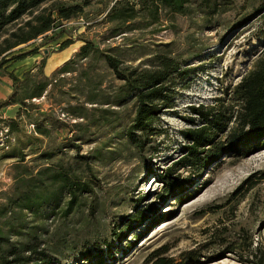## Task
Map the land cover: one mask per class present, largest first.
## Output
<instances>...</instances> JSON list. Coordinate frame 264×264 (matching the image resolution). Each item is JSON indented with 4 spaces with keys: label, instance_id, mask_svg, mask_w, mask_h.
I'll use <instances>...</instances> for the list:
<instances>
[{
    "label": "rangeland",
    "instance_id": "374dc122",
    "mask_svg": "<svg viewBox=\"0 0 264 264\" xmlns=\"http://www.w3.org/2000/svg\"><path fill=\"white\" fill-rule=\"evenodd\" d=\"M113 2L88 0L84 12L63 20L73 41L64 49L60 44L68 34L34 55L7 64L22 80L30 77V88L40 81L49 83L43 95L29 100L27 110L12 102L0 108V145L9 131L7 119L16 117L19 128L13 131L10 145L23 149V163L33 174L55 160L56 154H44V150L55 149L64 164L75 167L90 183L92 191L84 193L80 206L66 216L62 212L65 198L55 210L49 206L36 212L21 210L16 197L31 188L32 182H18L22 168L14 167L17 158L2 156L5 149H0V229L9 232V227L24 220L23 234L11 231L13 238L37 234L41 248L55 264H97L98 257L106 259L103 264H143L162 246L170 247L169 254L176 258L190 249L201 252L200 259L190 264H242L239 250L228 252L226 243L239 241V229L244 227L264 247V182L253 188L243 183L264 169V147L240 160L228 150L199 172L174 166L180 178L190 177L191 181L175 194L164 191L158 175L185 154L183 131L201 123L193 105H214L220 97L222 110L232 113L236 105L232 88L264 51V10L253 11L252 3L239 0L222 18H214L213 24L207 25L200 12L168 15L162 19L165 28L160 32L153 33L149 26L111 37L112 23L105 16ZM245 14L249 17L244 23L227 27L228 19ZM226 15L230 16L223 22ZM81 34L119 58L121 67L145 66L155 54L168 50L183 65L198 67L187 82L176 85L175 102L157 117L152 126L157 134L150 136L144 150L136 148L126 135L135 114L134 99L115 104L123 81L103 56H77L83 45L78 39ZM26 46L20 44L16 49ZM67 61L71 71L56 72ZM10 91L11 80L0 76V100ZM45 112L57 121L45 122L50 129L41 135L34 122H40ZM234 124L232 117L225 132ZM225 132L219 133L218 140L227 139ZM136 205L147 216L131 222ZM117 227L124 236L116 241Z\"/></svg>",
    "mask_w": 264,
    "mask_h": 264
},
{
    "label": "trees",
    "instance_id": "16d2710c",
    "mask_svg": "<svg viewBox=\"0 0 264 264\" xmlns=\"http://www.w3.org/2000/svg\"><path fill=\"white\" fill-rule=\"evenodd\" d=\"M113 1L105 16V21L112 23L111 37L149 26H153V33L160 32L165 28L162 19L168 15L200 12L207 25L213 24L214 18H222V14H226L235 8L237 3L239 4V0ZM246 1L255 6L253 11L264 10V0ZM87 2L88 0H0V76H6L11 80V91L7 97L0 100V108L5 103L12 102L24 106L27 110L30 99L43 95L48 81H40L36 83L35 88H30V77L22 80L14 71L7 68V64L38 53L41 47L60 39L64 34H68L69 38L61 42V49L71 44L73 42L71 31L64 25L63 20H70L84 12ZM46 3L50 4L43 6ZM229 16L226 15L223 22ZM248 17L249 15L245 14L233 20L228 19L227 27L233 29L244 23ZM78 39L83 41L77 52L78 57L87 58L91 54L103 56L117 78L123 81L118 89L115 104H120L126 98L134 99L135 114L127 127L126 135L136 148L144 150L150 142V136L157 134L152 127L157 117L163 109L171 108L175 102L176 85L187 82L190 73H197L198 67L183 65L177 55L171 54V50L155 54L145 66L121 67L120 59L101 49L93 39L83 34ZM20 44L27 46L16 49ZM30 44L33 45L28 47ZM44 64L45 57L40 65L41 70ZM71 69L70 61H67L56 72H67ZM232 97L236 101V108H233L232 113L222 110L223 98L220 97L215 99L214 105L198 104L191 107L193 113L199 116L201 123H195L194 128L190 127L183 131L187 141L183 146L185 154L173 166L159 173L164 191H168L170 195L175 194L191 183L190 177L180 178L176 174V167L181 166L199 172L228 150L233 151L234 157L240 160L264 147V51L232 88ZM232 117L235 118L234 127L225 132ZM7 120L9 131L6 133V141L0 145V149H5L2 156L17 158L14 167L22 168L21 173L19 171L20 175L17 174L16 177L19 178L18 182L23 180L32 182L31 188H27L16 197L17 206L30 212H36L46 206L55 210L60 208V201L65 198V206L62 207L65 216L79 207L82 195L92 191L90 183L75 167L64 164L63 158L55 149L44 150V154H56L55 160L47 162L33 174L30 166L23 163L25 160L23 149L17 145L13 147L10 145V140H14L13 131L19 128V121L16 117ZM54 120L56 119L50 113H42L40 122H34L35 131L47 135L50 128L44 123ZM58 122L65 124L63 121ZM191 122L194 123L195 119H191ZM220 132L226 133L225 141L218 140ZM255 175L256 179L253 178ZM260 182H264V169L254 175L251 174L243 183L253 188ZM240 188L241 186L239 190ZM166 197L167 195L163 198ZM142 199L143 197L139 200ZM153 209L156 210L155 207ZM6 210L4 208L2 212L6 213ZM146 216L147 214L136 205L130 221L140 222ZM25 226L23 220L19 221L16 227H9V232L0 229V264H55L46 249L41 248V240L37 234L30 233V236L23 239L13 238L11 231L15 230L14 234L18 236L23 234ZM117 230L116 241L124 236L120 228L117 227ZM239 230H241L239 241L226 243L227 251L235 254L239 250V260L242 264H264V247L254 241L246 228L241 227ZM169 251L170 247L162 246L152 251L143 264H190L197 262L201 256V252L195 249L182 252L179 258L171 256ZM99 253H102V248ZM111 256L114 258V255ZM105 260L98 257L95 262L103 264Z\"/></svg>",
    "mask_w": 264,
    "mask_h": 264
}]
</instances>
